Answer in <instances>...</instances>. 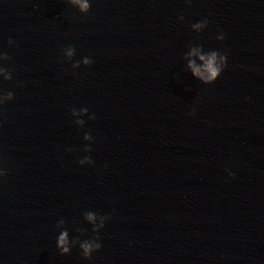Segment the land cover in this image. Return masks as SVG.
Here are the masks:
<instances>
[{"label": "water", "instance_id": "obj_1", "mask_svg": "<svg viewBox=\"0 0 264 264\" xmlns=\"http://www.w3.org/2000/svg\"><path fill=\"white\" fill-rule=\"evenodd\" d=\"M89 2L0 0V264H264V0ZM199 45L227 55L211 84ZM85 211L101 248L61 255Z\"/></svg>", "mask_w": 264, "mask_h": 264}, {"label": "clouds", "instance_id": "obj_2", "mask_svg": "<svg viewBox=\"0 0 264 264\" xmlns=\"http://www.w3.org/2000/svg\"><path fill=\"white\" fill-rule=\"evenodd\" d=\"M67 3L71 6H74L78 9L80 13L86 14L89 12L91 4L89 0H67ZM179 19L183 20V16ZM209 21L207 19L200 20L198 22L192 23L190 27L197 33H199L202 29H204L208 25ZM217 40H223L224 35L221 33L216 37ZM9 44L13 43V40L9 38ZM76 49L72 45H68L67 47L62 49L64 58L66 60H71L75 54ZM188 56H196L198 57L201 64H197L194 60H188V68L191 69L192 75L198 79L203 84H211L220 76L221 72L227 66V55L226 53H222L216 49H210L205 51L201 45L197 47H192L191 51L187 53ZM0 60H11V56L7 53H0ZM93 63L90 57H82L78 61H74L72 63V68H78L81 64L85 66H89ZM0 76L3 77L5 81L12 79V72L10 69L5 67H0ZM14 99V94L12 91H6L2 95H0V104H3L7 101H11ZM73 117H81L88 113V109L86 107H81L79 110L76 108L70 109ZM195 108L191 109L188 113L189 115H195ZM89 120L95 119V115H89ZM75 124L78 126H83L85 124L84 119H76ZM93 136L85 132L83 135V140L92 141ZM71 151V149H69ZM85 152H90L91 148L89 145H85ZM80 165L84 164H92L90 156H84L82 159L78 160ZM6 169H0V176L6 175ZM229 175H233V173L229 172ZM83 219L92 225V234L93 236L89 239L80 240L79 237H73L71 240L69 239V233L66 228H63L58 236L56 237V247L59 250L61 255H65L70 253L72 247H75L77 244L80 249V255L89 259L91 257V253L93 251H97L101 248V244L98 242L99 237V229L104 227L105 222L110 219L108 215H101L99 213H95L92 211H85L82 213ZM65 220L60 219L57 221V226L64 225ZM78 232H83V229H76Z\"/></svg>", "mask_w": 264, "mask_h": 264}]
</instances>
